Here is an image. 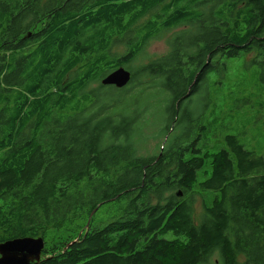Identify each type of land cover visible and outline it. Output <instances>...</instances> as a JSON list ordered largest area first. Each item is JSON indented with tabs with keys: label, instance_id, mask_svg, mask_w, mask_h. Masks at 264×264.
Returning <instances> with one entry per match:
<instances>
[{
	"label": "trees",
	"instance_id": "1",
	"mask_svg": "<svg viewBox=\"0 0 264 264\" xmlns=\"http://www.w3.org/2000/svg\"><path fill=\"white\" fill-rule=\"evenodd\" d=\"M250 54L264 65V0H0V243L41 237L31 264H264V154L231 135L209 154L200 134H175L191 97L220 84L210 74ZM118 68L129 83L101 85ZM151 94L168 117L143 157ZM194 193L210 196L197 222Z\"/></svg>",
	"mask_w": 264,
	"mask_h": 264
},
{
	"label": "rangeland",
	"instance_id": "2",
	"mask_svg": "<svg viewBox=\"0 0 264 264\" xmlns=\"http://www.w3.org/2000/svg\"><path fill=\"white\" fill-rule=\"evenodd\" d=\"M178 31L179 29L168 32L161 39L151 41L146 47L145 56H142L134 64V67L147 63L148 59L153 60L166 55L169 50L167 40ZM251 59L252 54L245 55L241 59L229 60L226 63L225 71H222L219 76L214 72L211 73L210 80L212 82L218 80L220 84L211 87L208 98L201 94L191 97L186 104V111L192 112L193 116L190 121H186V119L183 120L184 122L180 121V127L175 134L191 135L195 132L200 134L202 136L201 140L208 145L209 154L216 152L214 146L224 145V136H237L240 144H243L246 150L253 152L255 155H263L264 65H253ZM94 87V85L91 86V88ZM184 104L183 102L181 107ZM167 106L168 102L164 96L154 97L151 94L149 97L142 99L138 110L143 114V117L138 123L137 131L134 134L139 156L148 157L157 153V147L161 145L160 141L163 137L161 128L168 117L165 113ZM197 116L199 120L195 123L193 119ZM178 118L180 119L182 116L179 115ZM201 126L207 128L205 133L204 131L202 133L198 132ZM199 146L203 150L205 149L202 144ZM208 173L209 167L206 166L202 177L208 176ZM199 190H196V192H199ZM209 199V195L206 196L200 193L192 195L190 203L195 222L198 221L202 213L203 204ZM115 211L116 203L103 205L93 216L92 226H101L111 216L115 215ZM89 222L90 219L86 223L84 232L88 230ZM79 235H81V232ZM169 237L170 235L166 236V238ZM48 239L52 240L54 237L50 235ZM218 259L219 257L215 254L208 264H219Z\"/></svg>",
	"mask_w": 264,
	"mask_h": 264
},
{
	"label": "water",
	"instance_id": "3",
	"mask_svg": "<svg viewBox=\"0 0 264 264\" xmlns=\"http://www.w3.org/2000/svg\"><path fill=\"white\" fill-rule=\"evenodd\" d=\"M131 75L124 68H118L101 80L103 86L125 87ZM180 196V193L177 194ZM44 241L38 238H17L0 243V264H31L39 262Z\"/></svg>",
	"mask_w": 264,
	"mask_h": 264
}]
</instances>
